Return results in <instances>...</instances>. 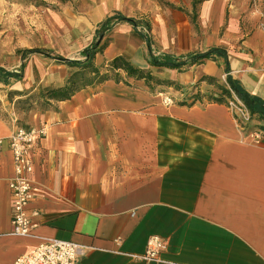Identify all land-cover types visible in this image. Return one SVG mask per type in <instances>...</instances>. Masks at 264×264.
<instances>
[{"label":"crops","instance_id":"0c3cea01","mask_svg":"<svg viewBox=\"0 0 264 264\" xmlns=\"http://www.w3.org/2000/svg\"><path fill=\"white\" fill-rule=\"evenodd\" d=\"M168 1L137 2L136 20L124 0L70 16L65 48L46 50L51 55L83 60L99 25L119 12L136 26L116 23L100 39L108 45L95 65L124 56L154 79L120 72L122 81L87 86L46 110L23 112L8 95L63 87L73 69L23 54L30 49L0 36V68L20 74L0 81V138L19 127L47 128L34 154L28 212L37 226L28 236L13 232L14 160L7 144L0 152V264L53 239L87 248L77 264H145L128 255L143 254L151 236L167 244L159 264H264V131L258 121L240 120L229 99L209 100L228 87L229 68L264 101V0ZM211 48L225 49L227 59L182 70L151 65L152 57ZM165 96L174 103L164 104Z\"/></svg>","mask_w":264,"mask_h":264},{"label":"trees","instance_id":"16d2710c","mask_svg":"<svg viewBox=\"0 0 264 264\" xmlns=\"http://www.w3.org/2000/svg\"><path fill=\"white\" fill-rule=\"evenodd\" d=\"M118 22H131L134 26L136 23L134 20L126 18L120 13H113L108 16L104 22H102L97 31L96 36L97 40L94 42L91 47L83 51V60H67L59 55H51L50 52L40 49H30L19 51L23 54L25 53H39L44 55L47 58L55 59L59 62H62L73 69V72L68 77L66 84L63 87H46L41 89L40 98L45 101V108L49 109L51 101H64L70 99L75 93L84 89L87 86L99 85L104 81L113 79L116 81H122L120 72L126 74L127 77L136 78L139 80L152 81L154 78L151 73L145 69L138 68L134 66L127 58L124 56L115 57L106 65L96 66L95 57L98 53H101L103 49L108 45L106 41L101 45L100 39L105 37L106 33L111 30V28ZM146 33H143V36L146 40L148 48H151V40L149 36L150 26H146ZM216 57H223L227 59V52L222 48H211L205 52H199L195 54H190L186 58L177 59L169 55L163 57H152L151 65L158 68H169V69H178L182 70L186 67H191L196 64L203 63L206 59H214ZM227 73V84L229 88L221 86L220 94L218 96H210L209 100L217 103H223L226 99L233 97L234 93L239 100H241L246 109L251 115V119L258 121L259 125L256 127L264 131V101L250 95L238 81L234 80L229 74V68H226ZM20 74L12 73L0 68V81L2 79L7 82L8 78H18ZM10 95H20L17 92H10ZM194 101H197L199 95H193ZM228 103V102H227Z\"/></svg>","mask_w":264,"mask_h":264},{"label":"built area","instance_id":"2783aa9c","mask_svg":"<svg viewBox=\"0 0 264 264\" xmlns=\"http://www.w3.org/2000/svg\"><path fill=\"white\" fill-rule=\"evenodd\" d=\"M229 88V86L227 87ZM229 108L237 113L243 122L251 119L244 103L232 93ZM166 105L174 103L170 96H165ZM47 135L46 126L19 127L11 136L0 138V152L7 144L13 155L15 175L9 181V189L14 197L12 229L15 234L28 236L37 224L32 220L28 209L33 195L34 154L40 141ZM37 213H34L36 215ZM167 251V244L158 236H151L147 240L143 254H129L128 256L145 264H159ZM87 253L83 245L58 239L47 240L34 247L30 252L17 258L15 264H77Z\"/></svg>","mask_w":264,"mask_h":264},{"label":"rangeland","instance_id":"374dc122","mask_svg":"<svg viewBox=\"0 0 264 264\" xmlns=\"http://www.w3.org/2000/svg\"><path fill=\"white\" fill-rule=\"evenodd\" d=\"M101 1L0 0V36L22 50L40 48L56 52L57 48H65L63 36L72 30L69 17L86 13ZM124 1L129 12L125 14H136L133 17L136 20L138 12L135 11L139 9H135V4L141 0ZM151 2L169 4L168 0H146L147 6ZM41 89L23 92L21 96L9 93L8 100L26 113L34 108L44 110L45 101L39 97Z\"/></svg>","mask_w":264,"mask_h":264}]
</instances>
